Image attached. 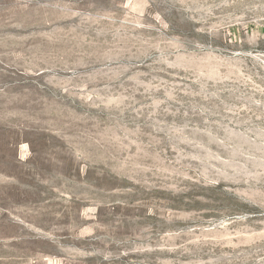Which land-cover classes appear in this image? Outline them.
Returning <instances> with one entry per match:
<instances>
[{
  "label": "rangeland",
  "instance_id": "rangeland-1",
  "mask_svg": "<svg viewBox=\"0 0 264 264\" xmlns=\"http://www.w3.org/2000/svg\"><path fill=\"white\" fill-rule=\"evenodd\" d=\"M0 264H264V0H0Z\"/></svg>",
  "mask_w": 264,
  "mask_h": 264
}]
</instances>
